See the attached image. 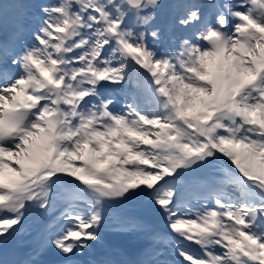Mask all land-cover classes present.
<instances>
[{
  "label": "snow or ice",
  "instance_id": "1",
  "mask_svg": "<svg viewBox=\"0 0 264 264\" xmlns=\"http://www.w3.org/2000/svg\"><path fill=\"white\" fill-rule=\"evenodd\" d=\"M0 264H264V0H0Z\"/></svg>",
  "mask_w": 264,
  "mask_h": 264
},
{
  "label": "rangeland",
  "instance_id": "2",
  "mask_svg": "<svg viewBox=\"0 0 264 264\" xmlns=\"http://www.w3.org/2000/svg\"><path fill=\"white\" fill-rule=\"evenodd\" d=\"M122 242L124 245H127V244L132 245L133 244V242L130 239H124Z\"/></svg>",
  "mask_w": 264,
  "mask_h": 264
},
{
  "label": "bare ground",
  "instance_id": "3",
  "mask_svg": "<svg viewBox=\"0 0 264 264\" xmlns=\"http://www.w3.org/2000/svg\"><path fill=\"white\" fill-rule=\"evenodd\" d=\"M12 243V241H10ZM14 244H13V247L17 249V243L18 241H13ZM10 244V243H9ZM134 256V255H133ZM135 256H137V254H135ZM135 256H134V259H135ZM26 258V257H25Z\"/></svg>",
  "mask_w": 264,
  "mask_h": 264
}]
</instances>
